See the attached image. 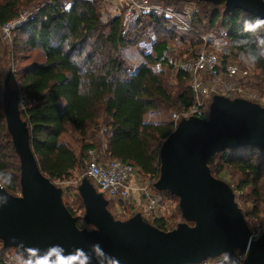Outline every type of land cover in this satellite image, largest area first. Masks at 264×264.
<instances>
[{
  "label": "trees",
  "instance_id": "1",
  "mask_svg": "<svg viewBox=\"0 0 264 264\" xmlns=\"http://www.w3.org/2000/svg\"><path fill=\"white\" fill-rule=\"evenodd\" d=\"M99 1L0 0V25L16 18L22 8L36 9L13 30L9 46L0 38V172L12 177L10 183L0 177V185L11 196L20 194V159L4 112L7 77L17 94L19 90L24 96L25 107L19 109V116L37 167L52 184L69 180L74 173L90 182L85 176L89 150L130 164L145 177L158 180L160 148L174 126L146 123L144 116L192 103L188 75L174 63L166 65L162 56L176 38L186 48L187 43L198 44L195 34L225 32L222 62L241 60V54L249 51L257 54L253 63L256 72L240 83L264 96V21L239 9L225 13L224 2L196 1L193 32L180 30L178 22L167 15L146 12L125 28L121 14L102 20ZM155 2L178 14L186 3ZM246 22L250 25L247 31ZM141 44H150L151 52L146 53ZM129 47L143 58L133 73L122 57ZM3 58L13 73L5 74ZM157 63L166 65L165 70L154 71ZM170 72L174 86L169 84ZM66 134L75 137L79 154L61 142ZM206 165L216 179L226 171L238 177L235 189L246 192L251 206L241 211L244 221L248 229L257 223L264 230V150L250 146L224 149L211 155ZM162 194L177 198L167 191ZM66 209L80 229L83 220ZM150 225L164 232L174 227L156 218ZM10 250L0 242V264H5ZM26 260L30 259L21 258L20 264Z\"/></svg>",
  "mask_w": 264,
  "mask_h": 264
},
{
  "label": "water",
  "instance_id": "2",
  "mask_svg": "<svg viewBox=\"0 0 264 264\" xmlns=\"http://www.w3.org/2000/svg\"><path fill=\"white\" fill-rule=\"evenodd\" d=\"M225 3L224 12L244 11L264 21L263 0H196ZM146 53H150L147 51ZM3 105L8 131L20 159V196L0 186V242L17 256L39 264H200L223 254L248 249L243 264H264V231L249 242L250 231L230 188L214 178L208 158L224 149L257 147L264 150V108L242 99L214 96L206 120H181L162 143L157 191L179 200L183 219L164 232L135 215L114 221L89 181L78 187L84 221L96 231L79 229L62 203L61 190L39 171L16 99L4 85Z\"/></svg>",
  "mask_w": 264,
  "mask_h": 264
},
{
  "label": "built area",
  "instance_id": "3",
  "mask_svg": "<svg viewBox=\"0 0 264 264\" xmlns=\"http://www.w3.org/2000/svg\"><path fill=\"white\" fill-rule=\"evenodd\" d=\"M117 9L115 15L122 16V22L125 28L133 24L141 12L164 14L178 22L180 30L193 32L191 27L193 13L197 7L194 2H186L182 5L181 12L175 13L167 11L159 5L151 4L148 0H116ZM125 2V5L123 4ZM36 9L24 10L20 12L16 18L0 25V38L3 42H9L13 30L18 27L21 22L31 17ZM118 11V12H117ZM114 15V16H115ZM112 16V17H114ZM111 17V18H112ZM221 32V31H220ZM219 42L213 33H205L197 35L198 44L192 48L190 59L179 60L175 65L186 73L192 92V103L189 106L179 104L177 110L170 116V122L174 129L181 120L196 118L206 120L208 118V108L214 96H221L228 99H242L254 101L255 96L251 95L248 90L240 86V81L245 80L249 76V69H240L238 65L227 61L222 62V54L225 53L223 45L225 43V32H221ZM211 45V50H208ZM146 52H151V47L142 45ZM172 50L168 44L162 56L166 58L167 53ZM223 50V52H222ZM161 65L155 64L153 67ZM19 105L22 109L25 107V99L21 91L18 90ZM89 162L85 170V176L88 177L96 187L102 191L108 200L115 205L117 212H121V204H125L131 198L138 196L142 201V212L145 215H152V218H163L165 211V203L162 196L153 193L146 185L139 182L137 178L138 169L130 164L123 163L116 159H107L103 153L95 150L87 152ZM1 186V185H0ZM2 188V187H1ZM161 209V214L157 213ZM258 239L257 235L250 234L249 242ZM248 253V249L244 252L234 251L232 255L223 254L216 258L203 261L200 264H243ZM21 258L10 252L7 253L5 264H20Z\"/></svg>",
  "mask_w": 264,
  "mask_h": 264
},
{
  "label": "rangeland",
  "instance_id": "4",
  "mask_svg": "<svg viewBox=\"0 0 264 264\" xmlns=\"http://www.w3.org/2000/svg\"><path fill=\"white\" fill-rule=\"evenodd\" d=\"M185 1L186 2H196V0H185ZM224 6H225V4H224ZM110 8H111V6H109L107 3H105L104 0L99 1V12H100V15H101V18L103 21L111 19V17L115 15L112 12V10H110ZM24 10H27V8H22V9H20L19 12H23ZM209 32L213 33L214 36L216 37V39H218L217 41L219 42V39H221V38H219V36H217V35L219 34L220 31H213L212 30V31H207L205 33H209ZM221 32H223V31H221ZM12 37H13V33L11 34L10 41H11ZM177 39L178 38H176L174 40V42L172 41V42L168 43L171 46L172 50H170L166 55V60L168 62L166 65H170L173 63L176 64V63H178L179 60L190 59L191 52L193 53V51H194L191 48V47H193V45H190L189 43H187L186 48H185V45L180 46L178 41H176ZM10 41H9V43L6 42L5 44H8V46H9L11 43ZM220 42L222 43V41H220ZM141 45H144L146 48L150 46V44H141ZM207 49L211 50V45H208ZM223 50H222V52H223ZM262 55L264 57V52ZM122 57H123L124 61L127 63L128 67L132 73L134 71H136L137 68L139 67V65L143 62L142 56L140 55V53L135 48L129 47V48L124 49L122 51ZM3 59H4L3 61H4L5 74L7 75L8 73H10V74L13 73L12 66H10L9 64H8L9 66L6 65L7 64L6 59L5 58H3ZM230 62L238 65L239 68L242 70L248 69L249 66L253 67V68L249 69L248 79L249 78L251 79V76L256 72L255 66L253 64H247L244 61L239 60V59L238 60H232L231 59ZM166 65H158L157 67H153V70L154 71L165 70ZM17 66H20V65H17ZM170 74L171 75L169 78V84L174 86L175 82L173 80L172 73L170 72ZM9 83H10V85L13 86V82L11 79H9ZM189 84H190V82H189ZM240 86L243 87L244 89L248 90L251 95L255 96V99H253L254 101H248V100H245V101H248L252 104H257V105L261 106L262 108H264V96L260 95L256 91H254V90H252L246 86L244 87L243 85H241V83H240ZM17 96H18V94H17ZM230 100H233V99H230ZM18 101H19V98L16 99V104H17V108L19 111V109H22V107L19 105ZM177 109H178L177 106H175L169 110L160 111L157 114H149V115L145 116V119L146 120H148V119L154 120L155 119L161 123L166 124V123L170 122L169 120H170L171 114L174 111H176ZM208 114H209V108H208ZM150 115H153L154 117H147ZM60 140H61V142L66 144L70 149H72L76 154H79V144L76 141L74 136L66 134V135H63ZM80 177H81V175L74 173L69 180H64L61 182H55L54 184H52V183L51 184L54 185L55 188L61 190V199H62L63 205L65 207L69 208L75 214V216L77 218L80 217V219L83 220L80 229H85L87 231H96V229L91 224H87L83 219L85 210L83 207L80 192L78 191V187L80 186V184L84 178H82V177L80 178ZM137 178H139L140 183H142L143 185H146L153 193L162 196L163 202L166 204L165 205V211L163 212L164 217L163 218L156 217V219H164L165 221L168 222L169 226H174L173 229H175L177 227V225H179V224H185L188 227H193L195 225L194 222L185 220L181 216V212H180V209L178 207V202H179L178 198H175V199H174V197H173V199L168 198L167 196L163 195L162 192L155 190L154 184L156 183V181H153V180L145 177L144 175L139 173V171L137 172ZM217 179L220 180L221 182H223L224 184H226L230 188V190L232 191L233 197H234V201H235L237 207L240 209V211H242V213L246 212L247 209L248 210L250 209L251 206H250L249 201L247 200L246 192L245 191L241 192V191H238L235 189V186H236L237 181H238V177L235 174H231L228 171H226V172L222 173L219 176V178H217ZM90 182L92 183V185L94 184L91 180H90ZM95 188L98 190V192L96 191L97 193H101L103 195L102 201L108 202L105 209L114 221L119 222V223L120 222L123 223V222L128 221L130 218H132L135 215H140L141 219L144 220L148 224H150L152 219H155V218L151 217L152 215H145L142 212V201H139L138 197L131 198L129 201H126L124 204L125 206L123 204H121L120 208L122 211L117 212L115 205H113L108 200L107 196L102 191H100L97 187H95ZM19 196H20V194H17L14 197H19ZM122 205H123V208H122ZM160 214H161V209L157 213V216H159ZM249 231H250V234L257 235L259 237L264 230H262V227L260 226V224L254 223L251 225V228L249 229ZM9 252L16 255L14 249H12V248ZM20 258H22V257H20Z\"/></svg>",
  "mask_w": 264,
  "mask_h": 264
},
{
  "label": "clouds",
  "instance_id": "5",
  "mask_svg": "<svg viewBox=\"0 0 264 264\" xmlns=\"http://www.w3.org/2000/svg\"><path fill=\"white\" fill-rule=\"evenodd\" d=\"M245 30H250V25L246 22L245 24ZM241 60L244 61L247 64H253L257 60L258 56L257 54H253L251 51H249L247 54L242 53L241 54ZM0 177L4 178L5 183H10L11 182V175L7 173L0 172ZM0 202H7V197L6 196H0ZM61 260H65V257L60 256L57 258V264H60ZM24 264H34L33 260H26Z\"/></svg>",
  "mask_w": 264,
  "mask_h": 264
},
{
  "label": "crops",
  "instance_id": "6",
  "mask_svg": "<svg viewBox=\"0 0 264 264\" xmlns=\"http://www.w3.org/2000/svg\"><path fill=\"white\" fill-rule=\"evenodd\" d=\"M148 1L151 4H155L156 3L155 0H148ZM104 2L107 3L109 6H111L110 10H112V12L115 13V10L117 9V2H116V0H104ZM123 4L125 5V2ZM155 5H157V4H155ZM4 85H6L7 90H9L10 92H15L16 93V90L14 89V87L12 85H10L9 78L8 77L6 78ZM4 88H5V86H4ZM147 117H154V116L153 115H150V116H147ZM144 121L146 123H161V122H159V121H157L155 119L154 120H152V119L146 120L145 119V116H144ZM91 185H92V183H91ZM92 186L96 190V188H95L96 185L93 184ZM134 196H135V198L138 197L136 194Z\"/></svg>",
  "mask_w": 264,
  "mask_h": 264
}]
</instances>
